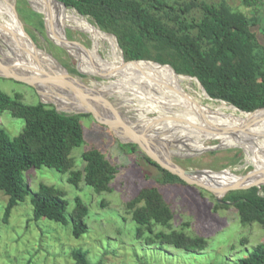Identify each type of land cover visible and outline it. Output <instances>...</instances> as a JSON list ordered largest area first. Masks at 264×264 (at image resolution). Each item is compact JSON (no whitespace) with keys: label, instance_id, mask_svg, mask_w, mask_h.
<instances>
[{"label":"rangeland","instance_id":"rangeland-1","mask_svg":"<svg viewBox=\"0 0 264 264\" xmlns=\"http://www.w3.org/2000/svg\"><path fill=\"white\" fill-rule=\"evenodd\" d=\"M225 1L235 11L255 19L256 24L252 29L259 44L264 47V0H254L251 6H246L244 0ZM14 3L25 32L39 51L34 53L39 56L41 63L52 72L59 75L66 72L89 87H106L105 95L121 110L120 112L116 109L119 113H113L106 103V111L111 116H116L117 123L144 128V126H153L151 119H158L160 116L159 119H163L165 115H169L172 119L179 118L175 114H179L182 108L168 107L165 97L161 98L158 94H154L157 91H152L148 85L142 83L137 87L130 83L118 89L115 84L121 80L118 75L110 77L96 75L87 59L89 66L61 45L58 31L73 45L71 46L73 49L93 59L97 73L111 75L114 72H121L122 53L119 52L120 56L117 51L113 52L110 49L102 31L91 18L79 14L85 19L78 18L73 9H67L68 12H65L56 6L46 7L43 0H14ZM46 14L59 23L57 27L49 22ZM5 16H0L1 23L9 22L8 17ZM39 22L44 23L43 31L38 29ZM19 34L21 41L29 46V42L20 32ZM0 45L6 50V58L17 57V59L10 58L14 65L33 71V75L37 77L39 61L36 62L31 50H19L1 33ZM21 56L24 60H21ZM70 70H75L77 73ZM39 78L44 79L40 76ZM190 78L191 81L186 80L181 83L185 89L184 93H189L203 106H210L212 110H216L219 106L218 102L221 101L211 98L208 100L199 81L194 77ZM78 80H75L76 85ZM66 83L68 85L70 83L67 78L63 86ZM74 89L90 94L79 87ZM0 90L12 97L19 94L26 105H36L41 102L49 108L58 109L61 113L72 114L70 109L60 107L50 99H54V95L48 99L40 97L33 87L12 78H0ZM63 101L65 103L66 98ZM226 113L238 116V112L232 110H226ZM81 115H88L80 119L84 141L71 152L73 167L69 172L60 173L48 167L31 168L23 172L25 185L31 193L13 208L6 222L3 216L8 197L0 192V264H76L71 256L72 251L76 249H82L87 253L90 264H230L247 257L256 246L264 245L263 226L257 223L242 225L234 206L229 202H220L228 193L216 198L213 193L197 185L158 184L156 179L160 175L159 170L144 159L146 155L139 147L130 154L120 147L123 143L105 125L98 123L90 114ZM179 124L182 125L180 129L183 130H177L176 136L172 139L163 140L164 143L169 144L172 152L167 151L161 143L158 145L155 142L149 144L147 148L154 155L171 159L186 170L232 169L244 174L253 170L256 155L260 156V163L264 165V140H259L258 150L256 147L254 151L234 142L225 144L219 138L204 137L198 131L188 130L185 124ZM24 127V120L13 117L9 111L0 114V129H3L11 139L21 134ZM162 133L164 136L172 134V132L166 134L164 131ZM185 135H189V140ZM93 148L98 149L116 169L108 191L98 193L87 186L83 174L77 185L69 181L72 172L83 173L85 162L82 154ZM194 178L204 182L222 181L215 186L220 189L231 184L235 185L238 181L231 178L224 180L222 177L212 175L194 176ZM238 184L237 188L244 190L243 183L238 182ZM40 185L53 187L62 192L67 202V225L46 218L34 220L31 198L38 192ZM150 187L158 189L171 210L173 217L168 226L153 224L147 229L133 222L132 213L141 204L132 208L130 203L141 190ZM76 198H79L88 210L85 218L87 232L78 239L74 238L71 232V218L75 210ZM218 204L223 206L218 207ZM172 231L190 238H203L207 245L203 250L187 251L163 244L155 237L157 233L168 234Z\"/></svg>","mask_w":264,"mask_h":264},{"label":"trees","instance_id":"trees-1","mask_svg":"<svg viewBox=\"0 0 264 264\" xmlns=\"http://www.w3.org/2000/svg\"><path fill=\"white\" fill-rule=\"evenodd\" d=\"M57 1L66 9L91 18L104 38L105 33L111 35L122 51L127 68L153 65L194 77L211 99L224 101L246 113L264 114V110H258L264 108V47L252 29L255 19L235 11L225 0ZM253 1L244 0V4L251 6ZM38 29L43 31V22L38 23ZM107 43L116 52L114 44ZM73 54L89 66L86 59ZM160 65H169L175 72ZM130 76L131 83L135 78ZM135 77L158 83L191 80L186 76H165L152 71L135 74ZM5 111L25 122L23 132L14 139L0 129V192L8 197L3 216L6 222L13 208L31 193L25 185L23 172L41 167L60 173L72 169L71 152L84 141L80 119L88 115H68L41 102L26 105L19 94L12 97L0 90V114ZM120 147L130 154L137 149L134 144H120ZM82 159L85 162L83 173L72 172L69 181L77 185L83 174L87 186L98 193L108 191L116 174L114 166L95 148L84 152ZM144 159L159 170L158 184L187 186L178 176L146 156ZM248 179L264 182L262 175L253 174ZM222 201L234 206L242 225L257 223L264 227V189L262 194L256 188L231 192ZM31 203L34 220L46 218L68 224L67 202L61 191L40 185L38 192L32 195ZM75 204L71 232L78 239L87 232L85 218L88 210L79 198L75 199ZM140 204L132 213L136 225L149 229L153 224L168 226L172 220L171 210L156 187L141 190L130 207ZM155 237L163 244L187 251L203 250L207 245L203 238H190L176 231L160 232ZM71 256L76 264H90L82 249L73 250ZM230 264H264V245L256 246L247 257Z\"/></svg>","mask_w":264,"mask_h":264},{"label":"bare ground","instance_id":"bare-ground-1","mask_svg":"<svg viewBox=\"0 0 264 264\" xmlns=\"http://www.w3.org/2000/svg\"><path fill=\"white\" fill-rule=\"evenodd\" d=\"M43 1L45 3L46 7L56 6L60 9H62L63 11L68 12L66 8H64L59 3L55 2V0H53V1L52 0H43ZM0 8H1L0 16L6 15L9 19L8 23H1L0 22L1 23L0 33L3 34L7 38V40L10 42V44L12 46L17 47L19 50H21V51H23L24 49L26 51H27V49L31 50V48L29 46L23 45V42L21 41V37L19 34L20 28L18 29L19 26H18L15 18L13 17L10 9L5 4H3L2 2H0ZM76 15L78 18L85 19L83 17H80L77 13H76ZM46 16H47L49 22H51L53 25H55L57 27V25L59 23H57L56 21L51 19L47 14H46ZM21 35H22V33H21ZM58 36H59V42L61 43L62 46L69 49L70 52H73L79 56L84 57L85 59H87L92 64L93 71L95 72L96 75H100V76H104V77H110V76L118 75L121 78V80H119L117 83H115V84H117L116 88L119 89V88H121V86L125 87V85L130 84V82L127 78L131 77L130 75H132L133 78H135L131 82V84L133 86L136 85L138 87L142 83H144V84L148 85L149 88H152L151 89L152 91H154V90L157 91L154 94H158L161 98L165 97L164 99H166L165 101L167 102L168 107L171 108V107L178 106V107L182 108V111L179 112V114H175V116H177L179 118L175 117L172 119L169 115H165L163 119H159L161 117L160 116L158 119H151V121H153V123H154L153 126H151V127L144 126V128H141V127L138 128L136 126L129 127L126 123H119V122L117 123L115 120L116 116H111L106 111V109H105L106 104H103L101 107H99L100 97L98 95L93 96L92 94L83 93V92L71 87V83H69V85H68V83H66V84H64L65 86L61 85V89H58L59 91H57V94L54 96V99L50 98L56 104H58L60 107H65V108L70 109V110L81 109L82 101L87 100L89 105H93V107H94L93 109L99 115H101L103 118H106L108 121H110L111 124H113V126L115 127V129L117 130V132L119 133L121 138H123V139H129L130 135L133 134L132 132H134V133L136 132V134L138 135V137H140L142 139V141L146 147L153 142H155L158 145H160V143H161V146H164V148L166 147L167 151L172 152L170 147H169V144L164 143L163 140L172 139L173 137L176 136L175 132H177V130H183V129H180L182 127V125H180L179 123L185 124L186 127L188 128V130H192L193 132L198 131V133L204 137L219 138L220 140H222V143H225V144H231L233 142L243 143V142H245V140H250V136L246 133L255 134V135L264 134V122H263L264 121V114H256V113L247 114L244 112H240L237 109H235L233 106H229L222 101L218 102L219 106L217 107L216 110H212V108L210 106H203L198 100H196L189 93L188 94L184 93L185 89L182 87L181 83H182V81H186V80L166 81L163 83H158V82L153 81L151 79L137 80L135 77V74H142V72H145V71L157 72V73L163 74L165 76H183V75H178L176 73H172V72H169V71H166L163 69H158L153 65H149L147 67L138 68V69L127 68L125 66L124 59L122 58L121 54L119 53L120 50L117 46V42L115 41V39L111 35H109L107 33H105L106 39L104 38V36H103V38H104L105 42L108 41L110 43H113L114 46L116 47V51L121 56V62L123 65L122 71L126 72V73H123L122 71L119 73L114 72L111 75H101V74L97 73L95 63L91 57L81 55V53H79L75 49H73L69 45L68 41L65 39L64 35L62 33H60L59 31H58ZM110 49L113 51L111 46H110ZM5 51L6 50H3L2 46L0 45V57L7 64V66H5V65L3 66L0 64V73L1 74L7 73L8 70L5 68H9V70H12L14 73H17L19 76L21 75V76H24L25 78L26 77H31V78L35 77L33 75V71H30L28 69H24L25 67H23V66H22L23 67L22 68V67H18L16 64L14 65L13 62L10 60V58L13 57V59H17V57L11 56L10 58H6ZM21 60H24L23 56H21ZM23 64L26 65V63H23ZM35 69L38 70L37 68H35ZM34 73H36V72H34ZM37 74H39V71ZM37 77L36 78L39 79V76H37ZM42 78H45V77L43 76ZM188 78H190V77H188ZM41 80H44V79H41ZM147 81L149 83H147ZM187 81H191V80H187ZM49 86L51 87V85H49ZM69 86L74 91L69 90ZM112 86H113V84H112ZM52 90H53V88H48V89L45 88V93H43V97H45V99H48L49 95L52 94ZM204 96L208 100H211L206 93L204 94ZM64 98H66V100L70 101V102L65 101V103H64V101H63ZM215 103H217V102H215ZM210 110H212V111H210ZM226 110H232L234 112H238V116H235L233 114L228 115L226 113ZM245 124H249L246 128V132L235 133L236 131H239V130L235 131V129L242 128L243 126H245ZM163 131L166 134L171 133V132H172V134L168 135V136H164L162 133ZM185 136L189 140V138H190L189 135H185ZM251 142L256 143V147L259 145L258 144L259 141L257 139H252ZM155 156L157 158H160V159H162V158L167 159L164 156H158V155H155ZM255 160H256V164L258 166H260L261 168H262V166H264L263 164L260 163V160H261L260 156L258 157L256 155Z\"/></svg>","mask_w":264,"mask_h":264},{"label":"water","instance_id":"water-1","mask_svg":"<svg viewBox=\"0 0 264 264\" xmlns=\"http://www.w3.org/2000/svg\"><path fill=\"white\" fill-rule=\"evenodd\" d=\"M0 2L5 4L10 9L13 17L15 18V20H16L19 28H20V32L25 37V39L29 42V47L31 48L33 53L37 52L38 49H37L36 45L34 44L32 39L29 37V35L25 32V30L23 28V25H22V23H21V21H20V19L18 17V14H17L16 9H15L14 0H0ZM55 2L59 3L64 8H66L62 3L58 2L57 0H55ZM0 26H1V23H0ZM23 45L25 46L24 43H23ZM75 45H78V44L75 43ZM117 46H118V44H117ZM118 48H119V46H118ZM119 50H120V48H119ZM120 52L122 53L121 50H120ZM34 58H35L36 62L39 61L38 62L39 63V74H37V76H40V77L45 76L44 80H41L40 78L37 79L36 77H34V78L26 77L25 78L24 76H21V75L19 76L17 73H14L12 70H9V68H6L8 70L7 73H2V74L0 73V78H12V79H14L16 81L23 82V83L33 87L40 97H43V93H45V88H47V89L48 88H53L52 94L50 93L51 95H49V97H51L52 95L55 96L57 94L58 89H61V85H63V83H65V78H67V80L71 83V86L73 88L79 87V88H81L84 91H88L93 96L94 95H98L100 97L99 107H101L103 104L108 103V105L107 104L106 105H107V107H110V110L113 113H117V114L119 113L116 109H118L121 112V110L118 107L114 106L109 101V99L105 95V91H104L105 88H103V87H101V88L89 87V86L83 84L80 80L70 76L66 72L63 75H59V74H57L55 72H52L44 63H41V61H40L41 59L39 58V56H36L35 53H34ZM131 62H146V61H131ZM128 63H130V62H128ZM0 64L3 65V66L4 65L7 66V64L5 63L4 60H2L1 57H0ZM160 66H168V67H170L169 65H160ZM98 76H100V75H98ZM100 77H104V76H100ZM75 80H78L77 81L78 85H76L77 83H75ZM48 84L51 85V87ZM69 90L74 91L70 87H69ZM222 102H224V101H222ZM233 107H235V106H233ZM93 108H94L93 105H89L88 101L84 100V101H82L81 109H79V110H71V112H72V115L90 114L98 123H100L102 125H105L114 135H116L119 138V140L121 141V143L136 145L137 147H139L145 153V155L149 159H151L153 162L158 164L161 168H163V169L169 171L170 173L178 176L181 180H183L188 185H197V186H199L201 188H204V189L210 191L211 193H213L216 196V198H221V197L225 196L229 192L244 191V190H247V189L256 188L258 190V192L260 193L264 189V182H258V181L256 182V181H251V180L248 179V177L253 175V174L254 175H259V176L260 175L264 176V166H262V169H261V168H258L256 163H255V166H254L253 170L252 171H248V172H246L244 174L237 173L236 171H234L232 169H223V170H219V171H214V170H186L184 168H181L177 164H175L170 159L157 158L144 145L142 139L140 137H138L136 132L135 133L132 132L133 134L130 135L129 139L121 138V136L119 135V133L117 132V130L115 129L113 124H111L110 121H108L106 118H103L101 115H99ZM258 110H264V108H261V109H258ZM56 111L60 112L58 109H56ZM240 112H243V111L240 110ZM244 113H246V112H244ZM247 114H250V113H247ZM248 125L249 124H245V126H243L242 128L235 129V131L239 130V131H236L235 133H237V132H246V128H247ZM246 134H248L250 136V140H245V142H243V143H241V142H234V143H237L238 145L244 146L245 148H247L249 150L253 149L254 151H256V143H252L251 140L252 139H257L258 141L259 140H264V134H261V135H255V134H249V133H246ZM257 150H258V146H257ZM253 153H255V152H253ZM205 175H209V176L212 175L213 177H219V178L222 177L224 180L227 179V178H231V179L238 180V181H237V183L235 185L231 184L229 186H226L225 188H221L220 189V188H217L215 186L219 185L218 183H221L222 181H219L218 183H216L218 180H215V181L211 180L210 182L209 181L208 182H204V181H202L199 178L198 179L194 178V176L202 177V176H205ZM238 182L239 183H243L242 185H244V188H243L244 190H241V189L237 188V186L239 185ZM220 202L221 203H227V202H224L222 200H220Z\"/></svg>","mask_w":264,"mask_h":264}]
</instances>
